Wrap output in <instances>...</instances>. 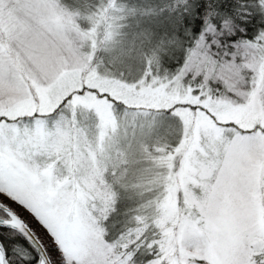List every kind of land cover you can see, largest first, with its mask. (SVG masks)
Masks as SVG:
<instances>
[{
    "label": "snow or ice",
    "instance_id": "1",
    "mask_svg": "<svg viewBox=\"0 0 264 264\" xmlns=\"http://www.w3.org/2000/svg\"><path fill=\"white\" fill-rule=\"evenodd\" d=\"M0 264H264V0H0Z\"/></svg>",
    "mask_w": 264,
    "mask_h": 264
},
{
    "label": "rangeland",
    "instance_id": "2",
    "mask_svg": "<svg viewBox=\"0 0 264 264\" xmlns=\"http://www.w3.org/2000/svg\"><path fill=\"white\" fill-rule=\"evenodd\" d=\"M13 207H15V205H13ZM20 211L23 212V210H21V209H20ZM23 213L26 215V218L32 223L33 227H37V225L35 224V222L31 220V218L28 216V214L26 212H23ZM37 230L42 232V230H40L38 228H37Z\"/></svg>",
    "mask_w": 264,
    "mask_h": 264
},
{
    "label": "trees",
    "instance_id": "3",
    "mask_svg": "<svg viewBox=\"0 0 264 264\" xmlns=\"http://www.w3.org/2000/svg\"><path fill=\"white\" fill-rule=\"evenodd\" d=\"M17 210L20 211V209H17ZM21 214L26 218V215L22 211H21Z\"/></svg>",
    "mask_w": 264,
    "mask_h": 264
}]
</instances>
